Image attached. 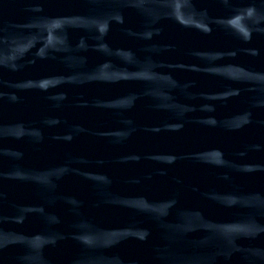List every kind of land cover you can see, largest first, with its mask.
Returning <instances> with one entry per match:
<instances>
[{"label": "water", "instance_id": "obj_1", "mask_svg": "<svg viewBox=\"0 0 264 264\" xmlns=\"http://www.w3.org/2000/svg\"><path fill=\"white\" fill-rule=\"evenodd\" d=\"M0 264H264V0H0Z\"/></svg>", "mask_w": 264, "mask_h": 264}]
</instances>
